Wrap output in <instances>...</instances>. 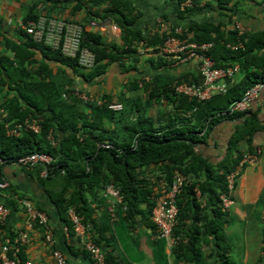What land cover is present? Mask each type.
I'll use <instances>...</instances> for the list:
<instances>
[{"label": "trees", "instance_id": "trees-1", "mask_svg": "<svg viewBox=\"0 0 264 264\" xmlns=\"http://www.w3.org/2000/svg\"><path fill=\"white\" fill-rule=\"evenodd\" d=\"M178 1L180 6L184 0ZM232 1L206 0L203 6L180 7L179 17L184 20L188 18V22L179 25L184 26L185 31L194 32L192 41L212 42L213 46L208 54L216 66L238 65L239 70L236 74L241 75L239 81H236V74L228 81L227 92L216 94L211 99L201 102L190 99L176 90L178 83H199L203 77L198 70L193 74L179 72L176 69L178 65H174L175 54L161 50L160 47L170 34H161L158 30L151 32L150 29L146 31L134 29L130 21L126 22L128 15L124 12L120 13L122 17L119 20L125 42L123 48L117 45L106 46L97 33L87 31L81 23L84 27L82 46L96 55V64L89 70L80 67L76 58L66 57L60 50H54L43 42L35 41L34 37L22 28L27 39L24 45L39 48L42 52L51 51L54 61L61 63V79L56 82L49 67L44 76L42 73L46 67L41 64L36 72L42 79H36L38 81L31 83L25 82L24 85L17 83L12 86L11 83L15 95L3 99L0 103L3 110L0 113V168L5 163H16L20 157L36 151L51 153L54 162L47 167L44 165L22 167L45 186L57 207L60 220L68 227V234L71 237L76 236L75 224L69 216L72 209L79 215L87 227V232L100 247L102 221L105 219L106 228L112 222L108 198L104 195L108 184L120 188L126 205V209L121 211H118L119 206L116 207L119 220L132 219L133 222L138 214L149 213L151 225L156 228L151 218L153 207L164 191L170 188L174 173L178 170L186 176V183L177 197L179 212L174 235L180 237V240L173 244L177 256L175 264L180 262L187 264L198 252L199 238L193 237V234L196 236L195 231L205 233L206 236L215 234L217 245L222 246L220 253L222 258H225L223 261L229 262L230 259L226 255L228 244H224V220L221 219L226 211L222 208L221 195L233 197L229 193L227 175L236 169L244 151L255 152L258 149L259 145L254 144V139L257 132L264 131V123L251 109L231 112V105L240 100L250 87L258 82H264V30L247 29L240 33L236 28L238 22L234 20L238 8L236 3L231 5ZM203 7L211 10L220 9L227 20L193 19L191 15ZM38 17L39 14L31 9L24 16L23 22ZM141 42L144 48L151 49L143 53L139 51L137 47ZM238 42L243 43L238 49L228 46L229 43ZM14 48L19 49L22 46L17 44ZM146 53L153 56L151 59L154 64L153 75H150L147 81L135 76L127 88L131 93L139 91L140 95L122 93L111 97L106 93L100 96L108 102H121L123 109L115 111L108 108L105 103L85 102L76 96L63 97V92L77 85L74 74H79L86 80L95 79L103 75L111 63L117 61L123 63L128 71L135 67L141 54ZM14 54V57L18 56L16 52ZM125 58H131L135 63L127 66L124 63ZM14 60L19 66L14 72H23L24 67L20 65L18 58ZM191 61L194 60L188 62ZM67 67L72 69L71 74ZM10 77L13 78L14 73ZM161 106L167 109L163 110ZM88 112L92 113L90 118ZM35 116L42 118L39 133L23 129L19 136L7 134L6 125L13 127L14 124ZM236 118L241 120V125L228 140L224 158L217 163L211 162L203 154L202 146L208 143L216 124L222 120ZM105 120L113 127H106ZM56 130L63 131L64 136L60 138L58 145H53L49 134L55 133ZM243 141L247 143L244 148L241 146ZM45 169L47 174L42 175ZM157 169L161 171L159 177L156 176L158 173L155 174ZM199 174H204V177L200 179L197 176ZM3 176L4 174L0 172V179L4 178ZM159 180L165 183L166 190L156 192L155 187ZM196 186L201 190L202 199L196 196L194 191ZM93 202L104 206L102 214L104 217L99 222L91 205ZM204 204L212 206L213 217L204 211L205 208L202 207ZM263 204L264 195H261L256 205ZM34 206L45 211L39 205ZM199 221L203 222L202 226L198 225ZM189 222H192L194 229H191ZM187 226L189 229L185 231L184 227ZM203 228L204 232L201 231ZM184 231L188 239L182 234ZM15 236L17 238L18 233ZM15 236L13 240L11 239L12 242L8 243L13 245V251L9 253L11 257H14L12 253L16 250L15 244H21L18 239L13 244ZM262 251L264 253V235ZM89 255L92 261H95L90 253ZM199 256L202 260V251L199 252ZM19 258L17 259L21 263L26 260ZM263 261L264 254L259 257L258 263ZM107 262L109 261L106 256Z\"/></svg>", "mask_w": 264, "mask_h": 264}, {"label": "crops", "instance_id": "crops-1", "mask_svg": "<svg viewBox=\"0 0 264 264\" xmlns=\"http://www.w3.org/2000/svg\"><path fill=\"white\" fill-rule=\"evenodd\" d=\"M201 2L206 3V0H201ZM234 3L238 8L235 21L253 31L264 30V0H233L231 5ZM31 9L35 10L39 16L76 20L82 23L87 31L97 33L106 46L117 45L121 48L125 47L119 23L122 17L121 12L128 15L126 22L130 21L131 27L142 31L155 28L159 15H165L175 24L188 22V18L184 20L179 17L181 9L178 0H0V103L3 99L15 95L11 83L12 86L17 83L24 85L25 82L31 83L38 81L36 79H42L36 72L41 64L46 67L42 73L44 76L47 67H49L53 79L56 82L61 79V63L54 61L51 51L42 52L39 48L24 45L27 39L23 34L21 22ZM191 17L196 20H227L220 9L211 10L206 7L201 8ZM17 44H20L22 48H14ZM137 48L142 53L145 50L141 44ZM14 52L18 56L14 57ZM147 54H141L142 56L137 60L135 67L128 71L123 63L117 61L111 63L107 71L95 79L86 80L79 74L73 76L83 90L96 96L102 97L106 93L111 97L122 93L140 95L139 91L131 93L127 88L133 77L138 76L147 81L150 79V75H153L154 64L151 62L153 56ZM17 58L20 65L24 67V71L21 73L14 72L19 67L17 61L14 60ZM124 63L128 66L133 63V59L125 58ZM176 69L189 74L197 72L194 61L181 63L176 66ZM67 71L72 73L70 67H67ZM13 73L14 77L12 78L10 75L12 76ZM235 78L236 81H239L241 75L238 73ZM161 108L167 109L164 106ZM2 111L0 108V113ZM251 111L256 112L261 122L264 123V96L253 102ZM91 116L92 113L88 112V118ZM240 125L241 120L237 118L222 120L216 124L208 138V143L204 147L202 146L203 154L213 163L222 160L227 152L228 140ZM14 126L6 125L8 135H11L9 129ZM105 126L113 127L106 120ZM53 134L54 145H58L64 132L56 130ZM254 144L264 145V131L257 132ZM241 146L246 147V141H243ZM24 167L17 163H5L0 168V172L4 174L2 179L9 182L7 188L0 190V202L9 208L6 220L0 221V247L12 242L11 239L13 240L16 233L24 226L27 214L22 208V200L25 198L24 196H28L32 198L30 200L34 205L41 206L48 213L50 226L56 240L55 246L66 254L69 264H98L94 260L92 261L89 252L85 251L77 236L71 237L64 232V222L60 220L57 207L52 202L45 186L35 176L28 173ZM155 174L159 177L161 171L157 169ZM197 176L202 179L204 174ZM164 184L162 180L161 182L159 180L155 191L166 190ZM231 195H233L231 197L234 203L224 210L226 213L221 218L224 220V244H228L226 255L230 261L226 263L223 261L225 258L223 259L220 253L222 246L217 245L215 234L206 236L205 233L195 231L196 236L193 234V237L199 238L197 240L198 252L187 264H264V261L258 263L259 257L264 254L262 251L264 204L256 205L260 196L264 195V155L255 165L245 166ZM91 205L95 211V218L99 222L104 217V215L102 216L104 206H99L97 202H93ZM207 206L209 205H202L207 215L213 217L212 206L206 208ZM108 208L110 211L111 202L109 199ZM143 208H145L144 205ZM121 210L122 208H119L118 211ZM111 216L112 222L107 228L104 224L105 219L102 221L103 228L100 235L101 248L109 261L106 264H175L177 257L174 252L175 247L168 240L159 237L157 228L151 225L152 222L148 218L150 217L149 213L138 214L133 222L132 219L119 220L116 211L115 215L111 214ZM189 224L191 229H194L192 222ZM198 225L202 226L203 222L199 221ZM42 228L36 225L30 231V241L27 244L18 243L16 245L17 238L15 236L13 244L16 243V250L12 253L14 258L16 256L18 259H20L19 257L26 260L31 259L35 264H55L52 255L53 248L45 241L46 230ZM188 229V226L184 227L185 231ZM185 231L182 232L183 235H185ZM201 231L204 232V228ZM185 238L188 239L186 235ZM200 251L203 253L202 260L199 256Z\"/></svg>", "mask_w": 264, "mask_h": 264}, {"label": "built area", "instance_id": "built-area-1", "mask_svg": "<svg viewBox=\"0 0 264 264\" xmlns=\"http://www.w3.org/2000/svg\"><path fill=\"white\" fill-rule=\"evenodd\" d=\"M201 1L184 0L180 7H197L203 6ZM21 26L28 34L32 35L37 42H43L45 45L54 50H60L66 57L76 58L80 67L85 70L94 68L96 64V55L87 47L82 46V36L84 27L79 22L66 20L57 17L39 16L27 22H21ZM236 28L243 33L248 28L238 22ZM158 30L161 34L169 33L161 50L168 54H175L176 60L174 65L194 60L198 72L203 77L202 82H181L176 85V90L188 96L190 99L198 102L211 99L216 94L225 93L228 90V81L233 78L239 70L238 65L216 66L215 61L208 54L213 46L212 42L198 43L192 41L193 31H185L184 26L172 23L163 15H159L156 19V27L150 29L151 32ZM143 45V42L140 43ZM232 49H238L243 46L242 42L236 44L229 43ZM151 48H145L148 51ZM76 96L85 102H96L98 104L105 103L108 108L118 111L123 109L121 102H108L101 99L93 93L83 90L78 85L73 86L69 91L63 92L64 98ZM264 96V82H258L250 87L243 97L231 105V112H242L251 109L253 102L259 97ZM42 118L37 116L28 117L24 121L14 124V128L9 129L12 135H19L23 129L31 130L39 133L41 130ZM52 144H55L54 134H49ZM109 147V145H106ZM264 155V146H259L255 152L244 151L239 164L234 171L227 175V184L229 193L232 194L236 188V183L243 169L247 165H255ZM54 162V157L49 152L36 151L28 155L22 156L17 160V164L21 166L34 167L36 165L49 166ZM47 174V169L42 173ZM186 183V176L176 170L173 176L170 188L165 191L157 200L153 207L151 218L159 232L161 238L168 240L171 244H175L180 237L174 235L175 226L178 224V205L177 197L181 193ZM9 182L6 179L0 180V190L7 188ZM196 196L202 199L199 186L194 188ZM104 195L110 200V212L114 216L115 209L119 206L126 209L120 188L114 184H108L105 188ZM222 208L227 210L234 200L230 195H222ZM22 208L25 209L27 218L24 226L18 231V241L21 244H27L30 241V231L36 225L45 228V241L53 248L52 255L55 264H69L66 254L55 246L56 240L50 226L49 216L45 211L38 210L33 202L24 198L22 200ZM9 215V208L0 202V221L3 222ZM69 216L75 224L76 236L83 244L85 249L92 255L98 264H106V257L102 248L94 242L91 235L87 232V227L82 223L79 215L74 211H69ZM63 230L68 234V227L64 225ZM13 245L3 244L0 247V264H35L33 260L27 259L22 263L14 257L10 256Z\"/></svg>", "mask_w": 264, "mask_h": 264}, {"label": "rangeland", "instance_id": "rangeland-1", "mask_svg": "<svg viewBox=\"0 0 264 264\" xmlns=\"http://www.w3.org/2000/svg\"><path fill=\"white\" fill-rule=\"evenodd\" d=\"M77 85H78V84H77ZM78 86H80V85H78ZM72 87H73V86H72ZM72 87H71V88H72ZM80 87H81V86H80ZM81 88H82V87H81Z\"/></svg>", "mask_w": 264, "mask_h": 264}]
</instances>
